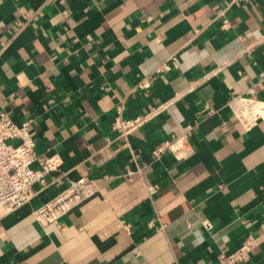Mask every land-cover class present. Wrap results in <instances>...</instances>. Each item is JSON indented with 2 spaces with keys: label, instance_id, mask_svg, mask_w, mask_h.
<instances>
[{
  "label": "crops",
  "instance_id": "1",
  "mask_svg": "<svg viewBox=\"0 0 264 264\" xmlns=\"http://www.w3.org/2000/svg\"><path fill=\"white\" fill-rule=\"evenodd\" d=\"M262 77L264 0H0V110L31 119L40 158L62 159L0 213V264H221L248 236L238 264H264V119L244 130L227 106L231 93L264 99ZM179 92L127 139L110 130L117 104L133 116ZM187 127L183 158L123 176ZM61 173L99 190L57 226L32 212Z\"/></svg>",
  "mask_w": 264,
  "mask_h": 264
},
{
  "label": "built area",
  "instance_id": "2",
  "mask_svg": "<svg viewBox=\"0 0 264 264\" xmlns=\"http://www.w3.org/2000/svg\"><path fill=\"white\" fill-rule=\"evenodd\" d=\"M222 27L229 26L223 12L219 13ZM264 78V77H262ZM139 88L149 86L148 81L139 83ZM182 93H175L168 101L151 106L148 110L130 116L124 112L123 105L117 104L110 121V130L116 138L127 139L167 110L170 104ZM227 106L242 129L249 130L259 120L264 119V99L231 93ZM172 134L161 144L149 152V158L141 160L135 169H127L123 176L131 180L135 172L160 160L162 155L169 153L176 159L183 158L189 151L187 148L188 129ZM36 141L31 130V119L19 122L12 119L9 113L0 110V213L14 211L27 203L35 192L47 186V177L58 172L62 159L57 153L40 158L36 154ZM58 177L60 182L65 179V186L52 199L33 210L34 217L43 223H54L59 226L58 218L67 211L85 201L98 192L96 180L90 178L71 179L66 173ZM149 195L157 192L156 185H148ZM205 229H211L212 223L202 220ZM256 244L252 236L246 237L234 250L220 254L221 264H238L249 259Z\"/></svg>",
  "mask_w": 264,
  "mask_h": 264
}]
</instances>
